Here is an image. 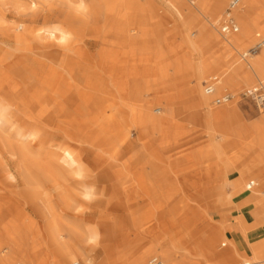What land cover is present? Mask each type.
<instances>
[{"label":"bare ground","instance_id":"1","mask_svg":"<svg viewBox=\"0 0 264 264\" xmlns=\"http://www.w3.org/2000/svg\"><path fill=\"white\" fill-rule=\"evenodd\" d=\"M230 1L65 0L75 7L73 24L88 16L101 23L92 54L71 49L75 37L65 25H40L20 12L22 1L0 0L2 40L22 57L12 67L0 63V264H12V249L20 264H99L97 244L110 264H179L172 224L163 221L171 176L190 181L202 173L193 188L229 205L247 191L251 181L238 177L237 165L249 158L264 168V112L239 120V94L264 81V45L243 59L264 41V0H241L232 11L239 33L222 35ZM9 4L20 10L15 26L7 25ZM72 54L87 64L69 62ZM212 76L219 82L208 95L203 84ZM229 90L236 98L213 108ZM187 115L201 123L204 144L191 146L188 124L179 121ZM125 130L137 135L127 154L115 145ZM9 187L20 190L9 196ZM249 191L235 205L239 222L255 229L250 214L264 193L258 185ZM211 253L206 245L196 260ZM251 254L245 264H264V243ZM223 260L245 261L235 247Z\"/></svg>","mask_w":264,"mask_h":264},{"label":"rangeland","instance_id":"2","mask_svg":"<svg viewBox=\"0 0 264 264\" xmlns=\"http://www.w3.org/2000/svg\"><path fill=\"white\" fill-rule=\"evenodd\" d=\"M20 1H22V4H23V9L21 11L15 10V8L11 4L7 6L5 15L7 16L6 21H7L8 26H15L17 24V22L15 21L13 17L16 16L19 11L24 12L28 16L32 14L31 17L32 16H34V18L36 17L35 18L36 20L33 17H32L33 19L31 18V20L38 21L39 22L38 24L40 25L49 24L52 26V25H57V24L60 25V23H61V26L65 25L75 37L74 42L71 44V49L74 52H84L82 50L85 49L86 52L91 51L92 54H96L97 51L99 50V47H98L99 41L96 39L95 36L97 35L96 30L97 28H99V26H101V23L100 22L98 23V21H96L95 18L91 16L89 18L88 16L87 18L89 19L86 18L84 23L73 24L71 21V16H72V10H74L73 12H75V7H72V6L69 7L68 5H65V0H20ZM76 1L77 0H75V2ZM227 7H228V4H227ZM67 15H70V16H67ZM169 22L170 20L165 21L166 24H168ZM88 23L90 24L87 25ZM2 39H4L3 34H0V63H5L8 66L12 67L16 65V63H18L19 60H21L22 58L20 56L21 53L18 50H14V49L11 50L10 48H8L4 44L5 40H2ZM53 50L55 52H59L61 55L64 54L63 49H60L58 47H55ZM72 56H73V59L71 60L69 59V62L76 61V62H83V64L88 62V60H86L85 58H79V56H76L75 54H72ZM2 57L3 59H1ZM93 71L94 70L91 69L90 73H92ZM86 77L89 81L93 80L91 78V75H89V72L87 73ZM245 88H248V87H245ZM107 89H109L108 86H107ZM227 92L233 93L231 90ZM101 97H102L101 99L107 100L109 99L110 96L107 93H104ZM214 99L215 97L213 98L212 101H214ZM211 106L213 108H218V106L213 104V102L211 103ZM239 106L243 110L239 114V120L243 122L253 121L254 119L263 115V113L262 114L259 113L258 111H256V109L252 105L247 104L245 101H241L239 103ZM105 107L107 111L112 110L113 109L112 100H108L105 103ZM159 112L161 111L158 109L156 111V114L159 115L160 114ZM183 117H180L179 121L181 123L185 122L184 124H188V126L186 127L189 131V134H192V138L195 139V141L191 144V146L204 144L207 141V138L201 134V131H200L202 128L201 123L195 122L196 120H194L193 117H191L190 115H187L184 118ZM196 131H199V133H196ZM193 134L195 135L193 136ZM122 136L123 137L121 139H118L115 141V145L116 147L120 148V150H122V153L124 152L125 154H127V152L131 151V148L134 143V139L136 138L137 135H136V132L132 130L128 132L127 134V131L125 130ZM234 151L235 150H230L229 154H232ZM237 170H238L237 175L238 177L242 179L243 182L247 183L249 181H255L256 184L258 185V188L264 193V168L259 167V164L255 160H250L249 158L243 159L237 165ZM203 177L204 176L201 173L197 175L196 177H194L195 179L187 181L182 177L177 179L175 176L172 175L170 190L167 194H165V196L167 197V200L165 201V206H164V211H163V214L165 215L163 221H170V223L172 224L171 227H173V225H177L180 228H186V229L189 228V230L188 229L183 230L184 232L186 231L187 233V236L183 242L173 241L174 243L173 249L176 251V258H175L176 261L179 264H184V261L186 259H189V260L191 259L190 264H194L193 262H196L195 264H200V263L204 264V261L201 258H200L201 261L196 260V258L198 255H200L201 250L204 249L206 245H208L211 247V250L216 253L217 261L215 264H223L224 263L223 257L226 256L230 252L231 248H234V247L236 251L238 252L239 256L245 259V261L239 260L237 264H245V262H250L249 254L245 253L241 248L234 246L233 243L228 238H226V236H224V238H220L217 241L218 232L212 231V234H210L208 237L206 233V227H207L208 222L216 223L219 219L223 217L222 216L223 214H225V217H224L225 220L229 224L233 225L234 222H236V219L238 217L237 207L235 204L239 203L247 195H249L250 191L247 189V191H245L244 194L236 195L234 197V200L231 202L232 204L229 205L228 203L223 202L219 197H215L213 195L202 196V193H199L197 190L193 188V184L194 183L200 184V180ZM19 190L20 189L17 190L15 188L13 189V187H9L6 190V193L9 196H13L14 195L13 193L18 192ZM227 193L231 194L232 193L231 189H228ZM54 200L59 210L60 208L59 200L58 198H55ZM261 201H263V198L259 199L258 203ZM137 202L140 205L142 204V200H136V203H135L136 205H138ZM95 208L96 209L98 208V204H96ZM116 214L122 215V212H117ZM196 214H197V217H196ZM34 216L35 218H37V221H39L40 226L42 224V228L44 229V224H43L44 222L43 221L41 222L42 219H40L36 214H34ZM94 224L96 225L97 221L94 222ZM171 231L172 229L170 228L169 232ZM239 233L240 232L237 231V234ZM4 237H5L4 231L0 229V240L2 239L4 240ZM24 244L27 247H25ZM22 247L26 248V249H23L24 254L28 253L30 249L29 243L24 241L22 244ZM179 248H182V249L180 250ZM13 251H14L13 249L9 250L10 258H11L9 263L20 264L23 261L22 257L20 256L18 252L15 253ZM92 256L93 258L96 259L97 262H99V264H110L107 258L104 256L103 252L101 251V245L99 244L94 245ZM210 258L212 259V256H210Z\"/></svg>","mask_w":264,"mask_h":264},{"label":"crops","instance_id":"3","mask_svg":"<svg viewBox=\"0 0 264 264\" xmlns=\"http://www.w3.org/2000/svg\"><path fill=\"white\" fill-rule=\"evenodd\" d=\"M261 198H263V201L257 203L258 208L252 211L250 214V218L252 219L253 223L254 222L255 224L258 223L255 226V229L254 227L251 229H247L242 223L239 222L241 213L239 209L237 208L238 217L236 219V222H234L233 224L234 226L229 224L225 220L224 218L225 214H223L222 215L223 217L219 219L216 222V224L213 222H208L207 227H206L207 237L210 234H212V231H216L222 238H224V236H227V238L233 243L234 246L238 248L245 246L249 254L252 253L250 256H253L254 246L264 243V221H263L264 220V197H261ZM260 218H261V221H260ZM171 229L172 231L170 233L175 242H183L185 240L187 233L186 231L184 232L183 230H185L186 228H180L177 225H173ZM187 229L189 230V228ZM237 231H239L240 233L237 234ZM210 256H212V259L210 258ZM203 261H204V264H214L216 262L215 254L211 253V254L206 255L203 258Z\"/></svg>","mask_w":264,"mask_h":264},{"label":"built area","instance_id":"4","mask_svg":"<svg viewBox=\"0 0 264 264\" xmlns=\"http://www.w3.org/2000/svg\"><path fill=\"white\" fill-rule=\"evenodd\" d=\"M241 0H231L229 3V9L224 17L219 22V30L222 35L237 34L240 31V26L237 23L232 11L239 7ZM264 45V41L260 39L254 47H252L247 53L243 54V59H247L251 54H254L261 50ZM219 82L217 76L210 77L204 82V90L206 94L212 95L215 92L216 85ZM236 98L232 93H224L221 96L215 97L214 104L217 106L232 102ZM241 101H245L247 104L252 105L259 113L264 112V81H260L257 84L245 88L239 94ZM257 186L255 181H251L248 184V190H251ZM80 264V263H73ZM152 264H161L158 260H153Z\"/></svg>","mask_w":264,"mask_h":264},{"label":"clouds","instance_id":"5","mask_svg":"<svg viewBox=\"0 0 264 264\" xmlns=\"http://www.w3.org/2000/svg\"><path fill=\"white\" fill-rule=\"evenodd\" d=\"M79 7H80L81 9H83V8H85V5H84L83 3H81V4L79 5Z\"/></svg>","mask_w":264,"mask_h":264}]
</instances>
